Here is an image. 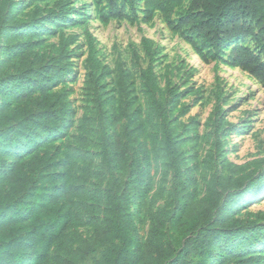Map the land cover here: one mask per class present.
Wrapping results in <instances>:
<instances>
[{
  "label": "trees",
  "instance_id": "obj_1",
  "mask_svg": "<svg viewBox=\"0 0 264 264\" xmlns=\"http://www.w3.org/2000/svg\"><path fill=\"white\" fill-rule=\"evenodd\" d=\"M184 0H104L108 11L100 16L103 22L110 20L139 19L138 6H143L142 21L150 22L159 12L170 30L180 33L192 46L199 57L208 61L222 60L228 51L226 63L240 68L264 84V0H189V6L179 18H174L177 7ZM15 0H0V39L7 31L16 30ZM69 12L54 10V17L61 18ZM34 26L26 28L22 35L27 39L23 46L14 50L9 45L11 33L4 35L8 44L0 46V159L15 152L23 143L33 147L40 139L52 132L63 129L68 115V103L64 94H48L46 86L58 76L67 72L65 64L57 66L31 65L20 68L14 82L5 78V70L12 66L8 55L11 53L21 60L32 51L33 43L29 37ZM69 37V40H73ZM250 39L253 45L244 43ZM89 46L87 62L90 67L89 104L81 124L79 146L82 148V167L70 175L68 188L59 186L73 170V157L66 152L62 165L50 163L45 156L36 157L29 163V171L38 173L43 183L41 199L50 204L65 195L75 217L81 221L87 213L94 212L96 228L93 235L82 242L80 257L88 256L102 245L109 244L101 260L109 264H255L259 256L251 252H240L247 243L258 241L264 234V225L247 226L236 217L238 205L245 201L248 191L253 187L264 188V172L232 175L228 178L215 174L208 182L206 194L196 198L191 192L192 181L185 176L182 167L185 139L181 130L185 124L174 109L161 99L162 89L152 67L156 50L148 38H142L150 65L141 70L140 81L144 88L149 112L143 119L135 111L131 101L125 102L121 117L116 118L110 108V95L100 85L99 72L107 69L96 56L94 38L86 32ZM207 47L208 52L204 51ZM135 57L138 53L134 51ZM174 106L178 103L177 92L169 87ZM39 91H43L38 94ZM11 97L17 109L8 107ZM22 104L32 106L39 115L20 109ZM182 107V112L187 111ZM223 113L221 99L211 114L209 121L217 123ZM125 119L120 126L118 124ZM100 128V129H99ZM100 157L104 168L109 172L110 182L103 195V209L92 202L93 192L90 181L97 175L96 160ZM151 157L156 168L161 170V183L158 191L149 200L151 191L147 182L151 168ZM213 159V157H212ZM60 166L68 169L59 172ZM173 177V191L167 193L169 175ZM66 189V190H65ZM131 189L142 194L141 202L148 211L151 227L146 240L139 239L134 216L130 213ZM0 186V264H24V256L31 251L35 264L49 261V252L55 247L56 264H78L74 260L76 250L67 233L69 212L58 215L55 208H49L52 221L33 226L24 223L32 210V202L26 211L14 204L12 191L3 194ZM32 193V192H30ZM167 196L163 207H156L157 197ZM42 202V203H43ZM46 204V205H47ZM102 214L100 218L99 215ZM8 227L11 230L8 233ZM169 228L173 230L169 235ZM24 231V236H18ZM14 250L12 252L11 250ZM66 254V255H65ZM112 258V260H111Z\"/></svg>",
  "mask_w": 264,
  "mask_h": 264
},
{
  "label": "rangeland",
  "instance_id": "obj_2",
  "mask_svg": "<svg viewBox=\"0 0 264 264\" xmlns=\"http://www.w3.org/2000/svg\"><path fill=\"white\" fill-rule=\"evenodd\" d=\"M15 3L16 30L3 34L0 46L8 44L4 35L11 33L9 45L17 50L27 41L22 32L33 25L34 32L29 37L33 43V53L24 60L15 57L13 53L8 55L12 66L5 70V78L11 83L14 82L20 68L31 65L30 60L39 61L37 65H31L34 70H38L40 66L52 65L61 68L65 64L67 72L51 81L45 91L50 95L64 94L69 115L63 129L46 135L33 147L23 143L15 152L0 159V186H3V194L8 191L14 193V204L23 212L31 207L29 203L32 202L33 210L25 217L24 223L33 226L50 223L52 219L49 216V208H55L58 215H62L64 211L69 212L67 233L69 240L73 242V250L77 251L74 260L78 261V264H97L109 246L102 245L90 255L80 257L82 242L90 238L95 231V213H87L83 220H77L76 211L71 208V203L67 202L65 195L50 204L43 202V183L38 180V173L29 171V163L36 157L45 156L48 162L62 165L66 152H70L74 168L59 183V186L66 189L71 182L69 176L76 174L82 167L79 136L89 104L90 81L87 31H90L94 38L97 58L102 66H107V69L99 72V83L110 95V108L114 109L116 118L121 117L120 111L127 101H131L134 110L139 112L143 119L149 112L140 73L150 65L141 44L142 38L151 41L156 50L152 67L162 89L160 97L164 104L174 109V116H178L185 124L184 130H181L185 139L182 167L185 176L192 181L191 192L194 197L199 199L206 194L207 184L215 174L228 178L232 175L251 173L257 177L264 172V84L240 68L230 67L226 63L227 50L222 60H212L209 53V60L204 62L180 33L168 28L159 12L155 13L150 22H143L141 3L138 6L139 19L108 22L100 19V16L108 11L104 0H15ZM188 6L189 0H184L182 5L175 9L174 18L179 19ZM70 8H75V11L65 13L61 18L54 17L52 13L62 9L69 12ZM69 37L74 39L69 40ZM243 42L253 45L250 39ZM208 50L205 46L204 51ZM134 51L138 53V57H135ZM0 56H4L2 50ZM169 87L178 94L176 106L169 93ZM42 92L39 91L38 94ZM218 96L223 113L219 120L222 127L217 131V123L210 122L209 118L217 105ZM7 102L10 109H17L11 97ZM183 106L188 108L185 113L182 112ZM20 109L33 112L34 117L39 115L32 106L22 104ZM123 122L125 119H122L118 126ZM143 169L148 171L147 182L152 188L146 195L150 200L160 187L162 172L156 168L152 157L151 168L148 169L144 165ZM67 170L62 166L57 168L59 172ZM96 171L97 175L90 181L89 188L93 192L92 202L102 210L104 191L111 179L100 157L96 160ZM166 186L167 193H171V174ZM130 191V213L134 216L139 239L143 243L151 222L148 211L141 202L142 194H135L133 189ZM166 199L167 196L157 197L156 207H163ZM99 217L101 218L102 214ZM236 217L247 226L264 225V188L253 187L248 191L246 200L237 207ZM8 233L11 237L9 227ZM172 233L173 230L169 228V235ZM21 235L24 236V231L19 232L18 236ZM55 250V247L50 250L47 263L40 261L37 264H56ZM11 251L14 252L13 249ZM247 251L259 256L255 264H264V234L260 240L240 248V252ZM31 253L28 251L25 254L24 264H35ZM1 260L0 251V263ZM102 264H109L108 260Z\"/></svg>",
  "mask_w": 264,
  "mask_h": 264
}]
</instances>
